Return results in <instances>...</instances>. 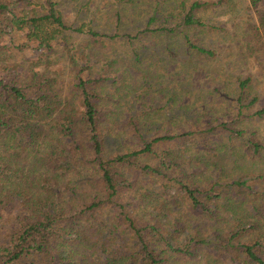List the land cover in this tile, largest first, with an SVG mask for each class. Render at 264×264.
<instances>
[{
  "label": "trees",
  "instance_id": "trees-1",
  "mask_svg": "<svg viewBox=\"0 0 264 264\" xmlns=\"http://www.w3.org/2000/svg\"><path fill=\"white\" fill-rule=\"evenodd\" d=\"M230 1L0 0V264H264V0Z\"/></svg>",
  "mask_w": 264,
  "mask_h": 264
},
{
  "label": "rangeland",
  "instance_id": "rangeland-1",
  "mask_svg": "<svg viewBox=\"0 0 264 264\" xmlns=\"http://www.w3.org/2000/svg\"><path fill=\"white\" fill-rule=\"evenodd\" d=\"M246 10V0H231L230 3L224 5L221 10L218 12V16L220 17V24L224 22H231L232 20H236L237 22H242L243 19L245 20L246 17H244V12L247 15H250V12L245 11ZM224 15L228 17L227 19L223 20ZM208 15H206L205 19ZM228 20V21H226ZM230 23H228L229 27ZM219 29V28H218ZM257 85L255 86V91L257 94L262 96L264 100V76L257 74Z\"/></svg>",
  "mask_w": 264,
  "mask_h": 264
}]
</instances>
